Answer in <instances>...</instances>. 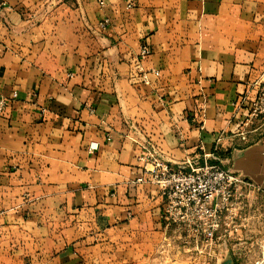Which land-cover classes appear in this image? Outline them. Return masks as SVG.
Segmentation results:
<instances>
[{
	"label": "crops",
	"instance_id": "obj_1",
	"mask_svg": "<svg viewBox=\"0 0 264 264\" xmlns=\"http://www.w3.org/2000/svg\"><path fill=\"white\" fill-rule=\"evenodd\" d=\"M104 1L0 0V99L17 93L0 113V264H88L163 235L147 154L264 188V142L237 113L264 83V0Z\"/></svg>",
	"mask_w": 264,
	"mask_h": 264
},
{
	"label": "rangeland",
	"instance_id": "obj_2",
	"mask_svg": "<svg viewBox=\"0 0 264 264\" xmlns=\"http://www.w3.org/2000/svg\"><path fill=\"white\" fill-rule=\"evenodd\" d=\"M237 113L241 132L249 136L248 142H264V83L239 104ZM226 197V208L218 219L212 241L194 227L170 224L160 237L146 234L124 246L111 244L94 253L88 264L264 263V188L241 176L238 183L227 188Z\"/></svg>",
	"mask_w": 264,
	"mask_h": 264
},
{
	"label": "built area",
	"instance_id": "obj_3",
	"mask_svg": "<svg viewBox=\"0 0 264 264\" xmlns=\"http://www.w3.org/2000/svg\"><path fill=\"white\" fill-rule=\"evenodd\" d=\"M96 2L101 8L105 6L104 0ZM128 7L132 8V3ZM107 25L108 20H104L100 27L104 29ZM150 55V47L142 45L138 62L141 63ZM139 71L142 72L141 69ZM154 74L158 76L157 72ZM142 81L149 84L147 74L142 73ZM16 98L17 93L14 92L11 98L0 99V113ZM142 161L145 162V168L150 166V169H146L148 183L157 186L164 197V220L175 226L194 227L212 241L218 230V219L226 208V190L238 183L241 176L208 162L202 165L187 163L188 168L172 169L160 158L149 154ZM136 182L142 184L145 180L138 179Z\"/></svg>",
	"mask_w": 264,
	"mask_h": 264
},
{
	"label": "bare ground",
	"instance_id": "obj_4",
	"mask_svg": "<svg viewBox=\"0 0 264 264\" xmlns=\"http://www.w3.org/2000/svg\"><path fill=\"white\" fill-rule=\"evenodd\" d=\"M258 264H264V263L262 262V263H258Z\"/></svg>",
	"mask_w": 264,
	"mask_h": 264
}]
</instances>
